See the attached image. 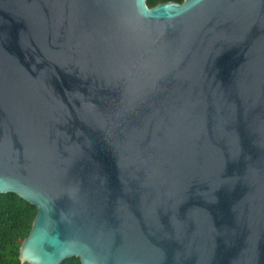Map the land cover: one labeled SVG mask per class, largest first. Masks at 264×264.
Wrapping results in <instances>:
<instances>
[{
  "label": "water",
  "instance_id": "1",
  "mask_svg": "<svg viewBox=\"0 0 264 264\" xmlns=\"http://www.w3.org/2000/svg\"><path fill=\"white\" fill-rule=\"evenodd\" d=\"M21 264H264V0H0V195Z\"/></svg>",
  "mask_w": 264,
  "mask_h": 264
},
{
  "label": "trees",
  "instance_id": "2",
  "mask_svg": "<svg viewBox=\"0 0 264 264\" xmlns=\"http://www.w3.org/2000/svg\"><path fill=\"white\" fill-rule=\"evenodd\" d=\"M183 0H147L149 7L159 3ZM36 208L15 194L0 195V264H21L19 248L28 236ZM61 264H80L78 258H68Z\"/></svg>",
  "mask_w": 264,
  "mask_h": 264
}]
</instances>
